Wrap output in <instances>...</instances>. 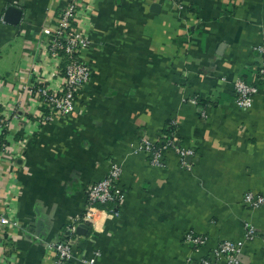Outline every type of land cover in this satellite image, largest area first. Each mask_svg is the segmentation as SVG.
<instances>
[{
    "label": "crops",
    "instance_id": "0c3cea01",
    "mask_svg": "<svg viewBox=\"0 0 264 264\" xmlns=\"http://www.w3.org/2000/svg\"><path fill=\"white\" fill-rule=\"evenodd\" d=\"M79 1L91 78L71 115L40 124L22 87L39 75L60 83L41 48L60 1L0 0V111L19 117L0 153V205L18 222L0 242V264H54L46 244L82 216L88 187L110 162L122 171L120 214L78 235L76 257L99 250L95 264H187L221 241H243L248 225L255 235L240 264H264V205L243 203L247 192L264 196V84L247 110L232 89L257 77L264 0ZM11 6L22 11L16 26L4 21ZM142 138L173 139L195 154L182 167L168 150L154 166L138 149ZM190 231L206 245L185 244Z\"/></svg>",
    "mask_w": 264,
    "mask_h": 264
},
{
    "label": "built area",
    "instance_id": "2783aa9c",
    "mask_svg": "<svg viewBox=\"0 0 264 264\" xmlns=\"http://www.w3.org/2000/svg\"><path fill=\"white\" fill-rule=\"evenodd\" d=\"M65 2V6L59 11L54 24L43 27L41 34L46 41L41 45L43 55L53 60L56 75L60 78L58 85H49L42 76H36L30 85L22 87V91L31 95L33 103L38 108L37 119L40 124L49 122L54 115L65 118L71 115L77 106L78 96L83 91L91 78V69L85 61V53L90 42L87 32L80 26L79 0H59ZM181 8V6H178ZM260 62L254 84H264V45L255 48ZM247 84L242 79H236L232 83L235 94V104L238 108L247 110L252 107L253 98L258 93V86ZM198 98V97H197ZM196 97L187 100L196 105ZM2 112V110H1ZM0 112L1 130H9L12 121H18L16 113L5 117ZM204 117L205 114L201 112ZM6 140V138H5ZM0 153L7 149L6 144H0ZM138 149L150 156V163L154 166H162L163 158L168 150L174 151L180 165L186 167V160L194 156V150L183 148L173 139H166L157 144L151 143L146 138L139 142ZM122 171L121 167L110 162L105 178L91 184L85 195V208L82 216L77 217L65 230V236L61 240H53L46 244L48 252L55 256L54 264H69L76 260L81 264H95L100 256L99 250H94L91 257H76L74 247L77 244L78 235L76 229L85 225L87 231L97 232L99 217L117 218L125 199L124 191L119 186ZM243 203L248 208L258 209L264 205V196L252 192L245 193ZM110 206V207H109ZM10 213L0 205V242L8 237V231L18 227L16 219L9 217ZM254 229L246 225L243 241L225 240L211 249L209 256L198 261L188 260L187 264H240V255L245 242L254 237ZM184 243L193 249H199L207 243L204 235L188 232L184 235Z\"/></svg>",
    "mask_w": 264,
    "mask_h": 264
},
{
    "label": "water",
    "instance_id": "95a60500",
    "mask_svg": "<svg viewBox=\"0 0 264 264\" xmlns=\"http://www.w3.org/2000/svg\"><path fill=\"white\" fill-rule=\"evenodd\" d=\"M156 8V5H154ZM22 17V11L16 7H8L4 14V21L11 25H18ZM87 233V227L85 225H80L76 229V234L80 236H84Z\"/></svg>",
    "mask_w": 264,
    "mask_h": 264
},
{
    "label": "trees",
    "instance_id": "16d2710c",
    "mask_svg": "<svg viewBox=\"0 0 264 264\" xmlns=\"http://www.w3.org/2000/svg\"><path fill=\"white\" fill-rule=\"evenodd\" d=\"M65 6V2H63V1H61L60 2V4H59V6H58V9H57V11H58V13H59V11L63 8ZM258 67H259V65H258ZM258 77V76H257ZM244 81V80H243ZM245 82V81H244ZM247 84H254V83H252V82H246ZM261 82H258V83H256V84H254V85H256V86H259V84H260ZM235 95V94H234ZM196 106L197 107H201V106H203V101H201V100H199V98H197L196 97ZM1 112V111H0ZM6 134H7V130L6 129H3V130H1V135H0V144H6L7 142H6V140H5V138H6ZM165 136H167V135H169L170 134V132H168L167 130L165 131ZM166 138V137H165ZM164 138V139H165ZM164 139H162L161 141H163ZM0 150H1V147H0ZM110 207V206H109Z\"/></svg>",
    "mask_w": 264,
    "mask_h": 264
}]
</instances>
